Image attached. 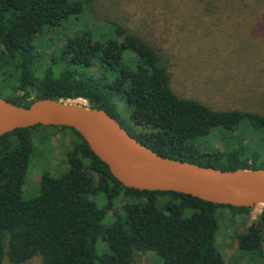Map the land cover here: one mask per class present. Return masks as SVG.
Returning a JSON list of instances; mask_svg holds the SVG:
<instances>
[{
    "label": "trees",
    "instance_id": "16d2710c",
    "mask_svg": "<svg viewBox=\"0 0 264 264\" xmlns=\"http://www.w3.org/2000/svg\"><path fill=\"white\" fill-rule=\"evenodd\" d=\"M219 1L206 2L207 13L220 9L212 8ZM93 2L0 0L3 100L22 108L44 99L81 100L163 158L222 171L264 170V115L216 111L178 98L163 59L129 30L111 25L107 33L75 31L44 53L47 35L80 19ZM120 104L129 111L128 123ZM59 133L71 138L69 147L53 144ZM216 133L226 142L223 151L206 141ZM39 150L50 161L66 155L65 173H45L38 194L24 199ZM252 209L124 188L68 128L36 126L0 137V264H138L146 253L160 264H226L216 247L218 217L248 218ZM235 241L237 264L263 258L264 208Z\"/></svg>",
    "mask_w": 264,
    "mask_h": 264
},
{
    "label": "rangeland",
    "instance_id": "374dc122",
    "mask_svg": "<svg viewBox=\"0 0 264 264\" xmlns=\"http://www.w3.org/2000/svg\"><path fill=\"white\" fill-rule=\"evenodd\" d=\"M211 1L214 0H94L80 19L63 23L57 35H47L41 49L50 54L75 31L107 33L111 25H118L144 39L160 55L178 98L198 101L216 111L264 115L263 0H234L230 7L223 5L227 0H220L212 6H221L220 9L207 13L206 2ZM76 103L87 105L83 101ZM118 109L128 123V109L123 104ZM70 141L69 136L59 133L53 144L63 143L67 148ZM206 141L220 151L227 147L224 137L217 133ZM64 161L66 155L50 161L46 153L35 152L25 179L24 199L38 194L39 180L45 173L63 175ZM263 208L254 207L248 218L220 213L216 247L226 264H237L236 236L255 221ZM110 223L108 218L106 224ZM26 264L41 262L34 259ZM138 264L160 263L146 253ZM257 264H264V244L263 258Z\"/></svg>",
    "mask_w": 264,
    "mask_h": 264
},
{
    "label": "water",
    "instance_id": "95a60500",
    "mask_svg": "<svg viewBox=\"0 0 264 264\" xmlns=\"http://www.w3.org/2000/svg\"><path fill=\"white\" fill-rule=\"evenodd\" d=\"M76 102L44 99L22 108L0 97V137L36 126L68 128L83 138L124 188L172 192L216 206L264 207V170L222 171L163 158L107 113Z\"/></svg>",
    "mask_w": 264,
    "mask_h": 264
},
{
    "label": "bare ground",
    "instance_id": "6f19581e",
    "mask_svg": "<svg viewBox=\"0 0 264 264\" xmlns=\"http://www.w3.org/2000/svg\"><path fill=\"white\" fill-rule=\"evenodd\" d=\"M79 104V103H78Z\"/></svg>",
    "mask_w": 264,
    "mask_h": 264
}]
</instances>
